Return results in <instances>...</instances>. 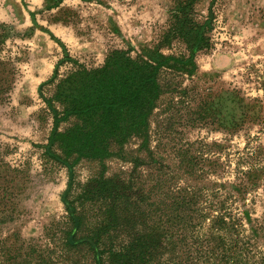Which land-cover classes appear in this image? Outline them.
I'll return each instance as SVG.
<instances>
[{"label": "rangeland", "instance_id": "374dc122", "mask_svg": "<svg viewBox=\"0 0 264 264\" xmlns=\"http://www.w3.org/2000/svg\"><path fill=\"white\" fill-rule=\"evenodd\" d=\"M210 1L196 5L200 17L208 14ZM48 4L47 0H0V25L9 34L0 47V60L6 63L12 81L0 98V264H94L85 245H72L68 240L72 221L62 195L69 174L46 151L54 122L46 99L54 95L60 79L79 66H101L113 49H131L135 56L143 46L156 45L168 26L173 0H64L47 9ZM213 11L212 46L197 55V74L164 73L165 82H181L187 94L163 96L151 118V148L173 162L177 144L188 140L210 158H219L221 175H211L205 182L208 186L234 182L241 171L254 167L262 175L260 186L244 199L252 217L261 219L264 0H215ZM183 50L180 43L163 48L167 54ZM199 94L225 105L223 115L228 120L236 110L234 96L244 98L249 108L246 124L236 133L215 124L166 127L172 113L170 98L184 101V106L195 105L193 99ZM73 121L61 122L59 129ZM138 145L132 139L126 149L136 151ZM52 150L59 153L56 146ZM104 166L106 176L132 169V163L118 157L102 162L81 159L74 167L67 197L75 199ZM177 181L183 184L185 178L180 176ZM218 197L228 204L240 198L224 189ZM240 206L239 201L233 204L234 213L241 214Z\"/></svg>", "mask_w": 264, "mask_h": 264}, {"label": "trees", "instance_id": "16d2710c", "mask_svg": "<svg viewBox=\"0 0 264 264\" xmlns=\"http://www.w3.org/2000/svg\"><path fill=\"white\" fill-rule=\"evenodd\" d=\"M63 1L47 0L46 8ZM200 1L173 0L168 26L156 45L143 46L135 56L131 49H113L101 66H79L60 79L54 95L46 99L54 113L46 151L69 174L62 195L72 221L68 240L85 245L94 264H264V216L253 218L244 199L260 186L262 175L250 167L234 182L208 186L211 175H221L219 158H210L188 140L176 143L173 162L151 148V118L163 96L187 94L181 82H165L164 73L196 75L197 55L212 46L215 0L202 17L196 10ZM8 35L0 25V47ZM176 43L184 50L163 52ZM6 68L0 60V98L12 82ZM234 98L231 120L223 115L225 105L209 95L199 94L195 105L185 106L170 98L166 127L215 124L239 132L249 108L244 98ZM71 118L73 123L60 130L61 122ZM132 139L139 141L135 152L126 149ZM55 146L59 153L52 150ZM111 157L132 163V169L106 176L104 166L75 199L67 197L81 159L102 162ZM180 176L183 184L177 183ZM223 189L239 200L228 204L219 199ZM237 201L240 215L232 207Z\"/></svg>", "mask_w": 264, "mask_h": 264}]
</instances>
